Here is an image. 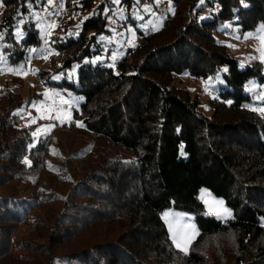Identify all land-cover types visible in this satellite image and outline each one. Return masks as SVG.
I'll return each instance as SVG.
<instances>
[{
    "label": "trees",
    "instance_id": "16d2710c",
    "mask_svg": "<svg viewBox=\"0 0 264 264\" xmlns=\"http://www.w3.org/2000/svg\"><path fill=\"white\" fill-rule=\"evenodd\" d=\"M167 1L163 10L162 0H59V32L45 43L48 66H35L37 78L82 96L72 112L80 130L132 157L84 160L65 188L63 166L46 175L52 133L35 141L37 123L24 124L20 104L9 105L0 114V264H264V115L246 92L251 79L264 83V66L240 68L224 39L264 23V0ZM48 3L0 4V55L14 73L41 55L32 13ZM150 15L160 18L157 28ZM122 30L111 51L116 41L107 39ZM182 75L209 82L211 114L174 82ZM201 188L222 198L231 217L206 215ZM50 192L62 200L47 208L43 239H23L28 252L14 259L15 232ZM168 207L195 215L186 251L170 239Z\"/></svg>",
    "mask_w": 264,
    "mask_h": 264
},
{
    "label": "rangeland",
    "instance_id": "374dc122",
    "mask_svg": "<svg viewBox=\"0 0 264 264\" xmlns=\"http://www.w3.org/2000/svg\"><path fill=\"white\" fill-rule=\"evenodd\" d=\"M162 2L163 5H160V8L163 10L167 9L169 2L167 0H162ZM61 7L62 5L59 3V0H50L48 6L42 7L32 13L33 19L38 23L43 38L41 55L27 62L25 65L15 68L16 73H14L12 66L6 62L5 57L0 55V114L9 105L19 103L21 106L19 112L24 120V124L37 123V127L32 133L35 141L39 137L52 133L51 144L53 146V155L50 153L48 156L46 175L56 174V166H63L66 170V178L61 179L59 185L63 184L62 186L65 185L66 188L69 184V182H66L67 178L73 177L75 179L82 173L85 165L83 163L84 160L93 162V159H97L100 155L129 159L132 155L118 143L100 138L96 139L91 134L80 130L82 125L80 118L73 119L72 112L73 109L79 110L83 100L82 96L64 87H47L41 84L37 78L36 67L48 66L47 59L50 53L45 43L52 33L59 32L57 25L61 22L59 19ZM80 14L81 11L78 15L80 16ZM111 22H113V19ZM147 22L151 26L150 28L153 29L161 24L158 15L148 16ZM262 26H264V23L260 24L253 31L244 32L238 28H234L232 34L224 38L229 52L238 60L240 68H244L255 61L261 62L264 66V42L261 39L264 38V27ZM114 36L107 39L108 42L112 39H114L113 43L116 41L113 45H110V42L107 43L111 51L115 50L117 45L123 42L125 33L122 30V32L117 34V38ZM134 40L136 38L133 34L127 37L128 44L133 43ZM222 69L225 70L226 67L224 66ZM75 74L76 71L74 70V77ZM13 75L18 77L13 78ZM54 79L59 80V75L55 74ZM67 79L69 81L72 80L69 72ZM179 79L181 80L180 82H178L179 80H174V82L177 85L179 84V86L187 87L191 95L194 93L198 94L201 100L200 107L202 111L208 115L211 114L212 107L206 99L210 93L209 82L193 78L189 75H182ZM246 92L252 96L251 108L260 115H264V111H261L264 109V83H260L257 79H251L247 83ZM52 117L59 118L53 119ZM71 122H73L72 125H70ZM55 163L57 164L55 165ZM60 190L63 191L64 188L61 187ZM198 196L204 205V213L206 215L222 220L231 217V215H227V213L231 212L225 206L223 199L214 196L207 188H201ZM61 200L60 194L53 192H50L48 197H41L39 199L37 208L29 213L26 220L18 227L14 234L11 253L14 259L21 260L23 255L28 252V248L24 242L26 238H33L37 241L43 239L46 229L42 227V222L45 221L47 208L52 205L58 208ZM220 201L223 203H218ZM165 214L168 215L166 216ZM162 219L173 244L176 246V243L173 241V233L179 232L180 237H182V247H176L180 250L182 248L187 250L189 244L198 233L195 215L168 207L162 213Z\"/></svg>",
    "mask_w": 264,
    "mask_h": 264
},
{
    "label": "snow or ice",
    "instance_id": "6c2138e0",
    "mask_svg": "<svg viewBox=\"0 0 264 264\" xmlns=\"http://www.w3.org/2000/svg\"><path fill=\"white\" fill-rule=\"evenodd\" d=\"M115 2H119V0H115ZM242 2H243V0H242ZM0 4H3V0H0ZM246 6V5H245ZM23 21H21V23H22ZM262 27H264V26H262ZM262 39V42H264V38H261ZM225 71H226V69H225ZM261 111H264V109H262ZM53 119H58L59 117H52ZM82 126V125H81ZM34 135H35V133H34ZM218 203H220V204H222L223 202L222 201H220V202H218ZM166 216L168 215V214H165ZM227 215H231V213H227ZM170 228H171V225H170ZM181 239H182V237H180V234H179V232H174L173 233V241H174V243H176V246L178 247V248H181L182 247V245H181ZM182 250H186L185 248H182Z\"/></svg>",
    "mask_w": 264,
    "mask_h": 264
}]
</instances>
